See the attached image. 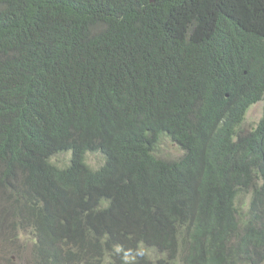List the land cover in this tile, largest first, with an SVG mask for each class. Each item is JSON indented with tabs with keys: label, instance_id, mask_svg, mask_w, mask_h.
Returning <instances> with one entry per match:
<instances>
[{
	"label": "trees",
	"instance_id": "trees-1",
	"mask_svg": "<svg viewBox=\"0 0 264 264\" xmlns=\"http://www.w3.org/2000/svg\"><path fill=\"white\" fill-rule=\"evenodd\" d=\"M0 244V264H264V0H0Z\"/></svg>",
	"mask_w": 264,
	"mask_h": 264
},
{
	"label": "rangeland",
	"instance_id": "rangeland-1",
	"mask_svg": "<svg viewBox=\"0 0 264 264\" xmlns=\"http://www.w3.org/2000/svg\"><path fill=\"white\" fill-rule=\"evenodd\" d=\"M262 115V103H258L250 108L248 111L245 121L242 125V129L245 131H251L253 130L256 125L258 124L260 118ZM161 148L159 151V154L163 156L164 158H169V159H177L181 157L183 154L182 150L179 149V147L172 143L169 139L164 138L160 142ZM69 155H61L58 158H54L53 161H57L58 164H63L67 159ZM100 157L98 155H90L88 158V163L96 166L99 164ZM0 248H2V244H0ZM13 264H16L15 260L13 261Z\"/></svg>",
	"mask_w": 264,
	"mask_h": 264
}]
</instances>
